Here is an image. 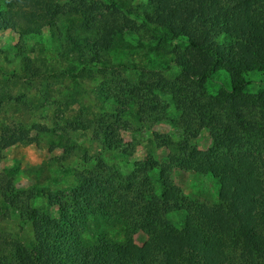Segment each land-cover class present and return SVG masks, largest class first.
Here are the masks:
<instances>
[{"label":"trees","instance_id":"1","mask_svg":"<svg viewBox=\"0 0 264 264\" xmlns=\"http://www.w3.org/2000/svg\"><path fill=\"white\" fill-rule=\"evenodd\" d=\"M104 1L106 11L86 1L85 12L77 16L48 15L46 0H0V11L19 37L38 34L45 27L52 35L65 37L66 55H77L82 67L105 65L109 52L125 46V36L140 28L129 16L133 13L146 31L157 35L162 31L157 46L163 50L167 43L172 46L168 50L179 78L203 88L213 75L226 76L219 104L231 124L227 131L215 132L211 148L193 147L162 164L154 159L136 162L128 175L99 161L76 174L77 185L59 191L40 183L19 190L16 169H6L0 174V198L16 208L32 234L27 241L2 239L0 252L6 249L10 264H264V158L252 140L255 122L245 114L247 103L256 99L247 92L248 78L264 77V0H146L148 10L142 15L133 11V0ZM24 70L33 75L36 69L28 60ZM162 80L171 91L178 86ZM138 91L132 89L131 96L139 98ZM117 100L123 110L130 105L126 96ZM257 102L264 106V94ZM60 121L52 131L58 130L60 139L68 130L93 129L97 137L103 135L105 145L118 146L117 128L106 117ZM211 122L215 126L219 119L212 117ZM234 134L251 139L231 140L240 143L239 148L226 139ZM32 140L29 128L1 130L3 147ZM159 166L161 180L171 168L210 174L219 186L217 201L190 199L169 182L170 190L160 196L149 173ZM37 196L56 207L55 214L49 207L34 206ZM171 211L185 212L182 226L167 218ZM111 227L120 229V239L109 234ZM139 231L147 237L145 250L134 240ZM7 260V255L1 256L0 264Z\"/></svg>","mask_w":264,"mask_h":264},{"label":"rangeland","instance_id":"2","mask_svg":"<svg viewBox=\"0 0 264 264\" xmlns=\"http://www.w3.org/2000/svg\"><path fill=\"white\" fill-rule=\"evenodd\" d=\"M46 1V13L50 16L81 15L86 1L103 11H106L104 4L108 5L104 0ZM147 10L146 0H133V11L137 14ZM129 16L140 27L138 32L127 34L125 46L109 52L105 65L82 67L77 55H66L65 37L52 35L47 27L38 34L19 37L11 27V20L0 11V135L3 127L11 130L22 126L30 129L33 138L29 143H9L5 147L0 144V174L6 169H16L14 176L19 190H29L35 183L47 185L50 191L68 189L78 184V172L95 167L99 161L128 175L136 162L154 159L162 164L171 155L180 156L193 147L211 148L216 142L215 132L227 131L232 118L219 104L226 76L213 75L203 88L194 80L179 78L180 71L168 50L172 46L167 43L164 50L157 46L162 31L158 35L146 31L141 19L134 18L133 13ZM154 36L157 38L153 39ZM174 43L178 44L176 40ZM28 60L36 69L33 75L24 70ZM162 79L178 86L171 91ZM248 79L251 83L247 92L256 99L247 103L245 114L255 122L252 140L257 142L264 158V106L260 104L263 100L257 102L264 94V77L255 74ZM134 88L140 89L141 98L131 96ZM117 96H126L127 102L134 99L123 110L118 108ZM141 108L144 113H140ZM83 115L106 117L117 128L118 146L105 145L103 135L97 137L93 129L68 130L62 139L58 130L52 132L61 119ZM212 117L219 119L215 126ZM226 139L241 148L240 143L231 140L251 138L234 134ZM149 173L160 196L170 190L169 182L190 199L208 204L217 201L219 186L208 173L171 168L164 180L159 177L160 166ZM32 204L56 212V207L49 206L42 196L35 197ZM184 215V211H171L167 218L180 227ZM31 234V226L18 216L16 208L0 198V242L27 241ZM109 234L117 239L122 237L118 227H111ZM85 237L90 238L91 234L86 233ZM134 240L139 248L146 249L147 237L142 231L134 235ZM4 250L0 257L7 255L10 264Z\"/></svg>","mask_w":264,"mask_h":264}]
</instances>
